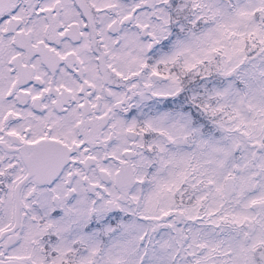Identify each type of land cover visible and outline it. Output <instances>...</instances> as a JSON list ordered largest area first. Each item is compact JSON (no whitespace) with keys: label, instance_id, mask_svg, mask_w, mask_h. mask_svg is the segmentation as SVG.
<instances>
[{"label":"snow or ice","instance_id":"obj_1","mask_svg":"<svg viewBox=\"0 0 264 264\" xmlns=\"http://www.w3.org/2000/svg\"><path fill=\"white\" fill-rule=\"evenodd\" d=\"M0 264H264V0H0Z\"/></svg>","mask_w":264,"mask_h":264}]
</instances>
